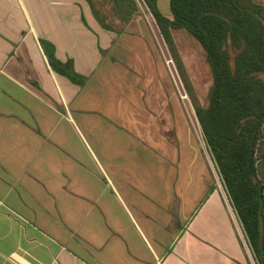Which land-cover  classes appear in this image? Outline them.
I'll list each match as a JSON object with an SVG mask.
<instances>
[{
    "label": "crops",
    "instance_id": "1",
    "mask_svg": "<svg viewBox=\"0 0 264 264\" xmlns=\"http://www.w3.org/2000/svg\"><path fill=\"white\" fill-rule=\"evenodd\" d=\"M135 23L0 0V264H256L196 113L201 138L160 66L118 65Z\"/></svg>",
    "mask_w": 264,
    "mask_h": 264
},
{
    "label": "trees",
    "instance_id": "2",
    "mask_svg": "<svg viewBox=\"0 0 264 264\" xmlns=\"http://www.w3.org/2000/svg\"><path fill=\"white\" fill-rule=\"evenodd\" d=\"M100 25L122 34L142 8L169 50L256 264H264V4L258 0H171L172 20L158 0H87ZM119 24L120 29L116 28ZM201 46L212 85L202 104L179 52L175 32ZM51 66L75 83L73 65L43 42Z\"/></svg>",
    "mask_w": 264,
    "mask_h": 264
},
{
    "label": "rangeland",
    "instance_id": "3",
    "mask_svg": "<svg viewBox=\"0 0 264 264\" xmlns=\"http://www.w3.org/2000/svg\"><path fill=\"white\" fill-rule=\"evenodd\" d=\"M264 3V0H260ZM143 17L136 19L135 27H130L129 35L130 48L128 50V60L119 63V66H160V75L162 86L160 89L167 90L170 94L174 92L178 104L182 110L191 115L193 123V131L201 138V129L195 116V109L191 98L188 96L182 79L177 71L176 66L169 64L171 56L169 50L156 26L151 14L143 7ZM120 25L116 24V28L120 29ZM175 40L185 63L187 72L191 82L196 90L197 97L202 104H206L207 96L212 85V76L210 68L206 62L204 52L197 41H195L186 31L175 32ZM136 60L134 59V57ZM148 59H145L146 56ZM133 58H132V57ZM156 68V67H155ZM157 73V71L155 72ZM165 79V80H163ZM172 89V92H171ZM170 107L171 103H170ZM172 109V108H170ZM201 140V139H200Z\"/></svg>",
    "mask_w": 264,
    "mask_h": 264
},
{
    "label": "built area",
    "instance_id": "4",
    "mask_svg": "<svg viewBox=\"0 0 264 264\" xmlns=\"http://www.w3.org/2000/svg\"><path fill=\"white\" fill-rule=\"evenodd\" d=\"M169 64H173V66L175 67L174 61L171 58V61H169Z\"/></svg>",
    "mask_w": 264,
    "mask_h": 264
}]
</instances>
